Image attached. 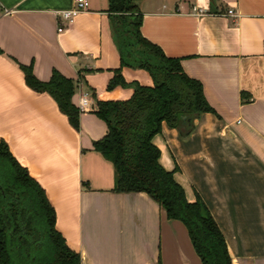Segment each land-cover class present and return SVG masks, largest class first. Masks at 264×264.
Segmentation results:
<instances>
[{
    "label": "crops",
    "instance_id": "1",
    "mask_svg": "<svg viewBox=\"0 0 264 264\" xmlns=\"http://www.w3.org/2000/svg\"><path fill=\"white\" fill-rule=\"evenodd\" d=\"M72 3L0 0V138L43 187L80 264H201L181 221L145 192L113 190V164L92 147L107 132L94 110L133 89H107L120 67L108 0H88L58 32L56 11ZM139 8L142 36L181 58L214 110L195 118L187 137L162 122L152 137L159 163L177 167L188 201L203 199L231 264H264V0H140ZM20 64H32L42 81L53 70L71 78L75 106L91 94L93 108L79 113L77 129L48 93L27 86ZM121 73L128 83L153 84L143 69Z\"/></svg>",
    "mask_w": 264,
    "mask_h": 264
},
{
    "label": "trees",
    "instance_id": "2",
    "mask_svg": "<svg viewBox=\"0 0 264 264\" xmlns=\"http://www.w3.org/2000/svg\"><path fill=\"white\" fill-rule=\"evenodd\" d=\"M140 0H108L111 37L120 59L107 89L130 87L124 100H98L95 114L107 132L93 142L114 167L115 192H145L169 219L187 228L201 264H231L224 236L203 199L188 201L175 180L177 170H165L159 163V149L152 137L166 122L187 137L194 119L214 112L199 80L185 73L181 58L169 57L142 36ZM143 69L152 86L126 82L121 67ZM25 83L36 92L48 93L69 124L79 127V109L72 102L75 82L57 70L42 81L33 74L32 64H20ZM81 74H79V77ZM0 264H80L56 227V212L43 187L29 175L0 138Z\"/></svg>",
    "mask_w": 264,
    "mask_h": 264
},
{
    "label": "built area",
    "instance_id": "3",
    "mask_svg": "<svg viewBox=\"0 0 264 264\" xmlns=\"http://www.w3.org/2000/svg\"><path fill=\"white\" fill-rule=\"evenodd\" d=\"M88 4V0H73L70 8L56 11L58 21L57 31L61 32L66 26L72 24L79 13L87 10ZM228 14L232 16L234 15V11L229 9ZM77 105L79 112L92 110L93 100L91 94L89 92H84L79 97Z\"/></svg>",
    "mask_w": 264,
    "mask_h": 264
}]
</instances>
